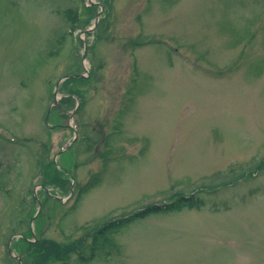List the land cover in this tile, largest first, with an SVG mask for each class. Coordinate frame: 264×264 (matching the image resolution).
<instances>
[{
	"label": "rangeland",
	"instance_id": "374dc122",
	"mask_svg": "<svg viewBox=\"0 0 264 264\" xmlns=\"http://www.w3.org/2000/svg\"><path fill=\"white\" fill-rule=\"evenodd\" d=\"M45 242L63 254L27 252ZM18 258L264 264V0H0V264Z\"/></svg>",
	"mask_w": 264,
	"mask_h": 264
},
{
	"label": "trees",
	"instance_id": "16d2710c",
	"mask_svg": "<svg viewBox=\"0 0 264 264\" xmlns=\"http://www.w3.org/2000/svg\"><path fill=\"white\" fill-rule=\"evenodd\" d=\"M84 10L85 11H88V12H91V11H95L96 8L95 7H89V8H86ZM91 35L92 34H90V35L88 34V36H91ZM75 79L76 78H72L69 81L75 80ZM80 81H83V80L80 79ZM74 94L78 95L77 93H74ZM68 99H72V98H65L62 101V103L68 102L67 101ZM50 164L53 165L52 163H50ZM50 167H52L57 172L56 167H54V166H50ZM91 182L92 183L93 182L96 183L97 182V179L93 177L89 181V183H91ZM194 205H196V206L198 205V203L195 200V197L188 196V197H184V198H179L177 201H174V202L165 204L163 206H154L152 208L151 207H146L142 211L136 212L135 214H133L130 217L121 218V219L117 220L115 223H113V222L109 223L101 231L106 232L108 229H109V231H111V230H113V228L115 229V228H118L119 226L124 225L123 223H125V222H127L129 220H132V219L134 220L135 218L142 217V216H144V215H146L148 213H151V212L168 213V212H172V211H178V210L182 209L183 207H193ZM104 232H103V234H105ZM66 249L69 250V248H66ZM40 250H44V252H45V257H43V259H49L51 257V255H55V256L59 257L61 254H63V251H62L63 249H60L58 247V245H56L54 243H50V242H45V243H43L41 245H38V244L32 245V244H30L27 252H31V255H35ZM31 255H29V256H31Z\"/></svg>",
	"mask_w": 264,
	"mask_h": 264
},
{
	"label": "water",
	"instance_id": "95a60500",
	"mask_svg": "<svg viewBox=\"0 0 264 264\" xmlns=\"http://www.w3.org/2000/svg\"><path fill=\"white\" fill-rule=\"evenodd\" d=\"M83 57L85 58V54H84ZM69 77H78V78H81V77H83V76H67V77H65L64 79H67V78H69Z\"/></svg>",
	"mask_w": 264,
	"mask_h": 264
}]
</instances>
